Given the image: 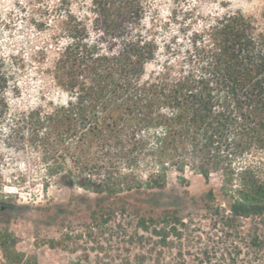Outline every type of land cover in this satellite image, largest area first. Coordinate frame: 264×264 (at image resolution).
<instances>
[{"label":"trees","instance_id":"trees-1","mask_svg":"<svg viewBox=\"0 0 264 264\" xmlns=\"http://www.w3.org/2000/svg\"><path fill=\"white\" fill-rule=\"evenodd\" d=\"M92 4L91 26L68 12L55 36L57 53L46 71L64 100L14 112L7 95L13 75L0 57V143L31 151L44 188L56 181L95 194L85 196L90 241L70 264H116L101 255L102 238L120 229L128 244L159 237L166 246L183 222L176 206L163 203L170 173L182 184L187 170L208 184L218 177V189L210 186L199 198L203 209L227 211L231 221L262 215L264 33L255 20L224 13L196 33V67L165 63L150 70L159 46L140 30L141 0ZM79 204L72 196L57 206L68 215ZM68 236L45 242L76 250ZM18 241L8 226L0 229L8 264H38ZM137 264L151 263L142 253Z\"/></svg>","mask_w":264,"mask_h":264},{"label":"rangeland","instance_id":"rangeland-1","mask_svg":"<svg viewBox=\"0 0 264 264\" xmlns=\"http://www.w3.org/2000/svg\"><path fill=\"white\" fill-rule=\"evenodd\" d=\"M141 3L145 9L140 30L154 37L159 46L157 60L149 65L150 70L165 63L173 70L196 67V33L227 12L241 11L253 18L264 33V0ZM92 7V0H0V57L5 70L13 75L7 95L14 112L51 99H65L46 71L57 53L55 36L60 31L62 16L68 12L91 26ZM5 138L6 135L2 136ZM42 170L29 149L14 150L0 143V229L8 226L19 238L18 250L36 255L38 264H70L90 241L86 234L85 196L94 198L95 194L56 181L44 188ZM186 175L189 182L182 184L176 173H170L163 191V203L176 206L183 221L166 246L158 242L159 237L148 238L143 246L128 244V236L120 229L118 234L115 231L113 236H103L101 255L116 264H137L142 253L151 264H264V213L231 221L227 211L217 214L203 209L200 196L210 186L218 189L219 179L214 175L208 184L200 174L187 170ZM72 196L79 201V210L68 215L61 213L57 204L69 202ZM217 202H223L222 198ZM119 219L122 220L120 216ZM126 230L131 233L133 227L126 226ZM66 232L70 247H78L76 250L52 248L45 242L59 239ZM97 253L91 252V257ZM0 264H8L1 247Z\"/></svg>","mask_w":264,"mask_h":264}]
</instances>
